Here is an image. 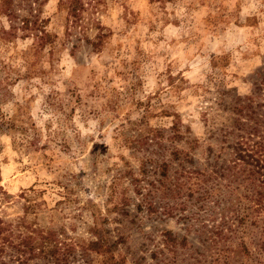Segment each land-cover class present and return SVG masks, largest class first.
<instances>
[{
  "label": "rangeland",
  "instance_id": "obj_1",
  "mask_svg": "<svg viewBox=\"0 0 264 264\" xmlns=\"http://www.w3.org/2000/svg\"><path fill=\"white\" fill-rule=\"evenodd\" d=\"M65 1L13 0L15 18L0 9V218L18 234L27 214L68 242L96 240L97 219L110 250L92 264H260L258 157L219 154L225 109L264 62V0H82L78 27ZM176 114L202 145L193 162L133 148L148 128L168 137ZM183 166L212 174V201L159 190L146 197L175 214L148 212L133 177L148 194ZM0 249L20 264L8 241Z\"/></svg>",
  "mask_w": 264,
  "mask_h": 264
},
{
  "label": "trees",
  "instance_id": "obj_2",
  "mask_svg": "<svg viewBox=\"0 0 264 264\" xmlns=\"http://www.w3.org/2000/svg\"><path fill=\"white\" fill-rule=\"evenodd\" d=\"M2 1L3 5L0 7L1 12L6 16L15 18V13L10 12L13 0ZM62 5L65 6L68 11V19L72 21V26L78 27L79 21L82 19L81 12L84 8L82 0H67L61 3V6ZM22 23L21 28L30 29L35 24V21L33 22L25 18L22 20ZM251 79V92L245 96H234L230 106L225 109L230 115V124L225 134H222L220 142L225 140L224 142L227 143V147H222L219 157H222V153L224 154L228 149H232V157H258V165L256 166L257 171L250 170L249 176H255V180L260 181V177L264 176V174H261V170L264 169V62L263 65L254 72ZM187 133H189V129L183 132L181 116L176 114L172 132L168 137H165L159 129L148 128L146 133L142 135V138L135 141L132 146L139 152L148 153L150 157H166L167 152H169L171 157H175L181 164L185 162L190 163L194 161L196 151L202 145L197 140L189 141L186 136ZM231 139L233 141H230ZM183 141L187 142L189 145L188 150L178 148V144ZM239 151L241 153H239ZM205 152H207V150H204L203 155ZM207 157H210L209 154H207ZM261 162L262 165H260ZM165 167L167 168L168 166ZM181 169H183V172L177 169V176L175 177L166 172L162 177L157 179L159 183L158 187L155 183H152L156 189L155 191L149 190L148 194H143L142 188L144 187L141 186L142 180L133 177L132 184L136 186V194H141L145 197L143 199V204H146L145 206H147L148 212H159L160 209H163V215L172 216L175 214L172 210L174 207L172 208L166 204H158L151 200L155 198L154 194L157 195L159 190L161 192L175 190L181 193L188 191L190 192V196H194L197 192L199 196L196 201L206 202L211 200V193L205 185L207 181H209V176L212 174L197 168L189 169L185 166ZM257 174H259L258 178ZM260 182L259 186L261 187L264 185V182ZM170 188L174 189L170 190ZM151 194L154 195L153 198L150 199L146 197V195ZM255 194L257 205L259 208H263L264 191H257ZM16 232H18V234H15L11 225H8L0 218V239H2V241H8L9 244L13 245L15 255L12 258H16L20 264H38L39 262H44V264H80V259H84L85 261L83 263L85 264H92L93 260L90 259L92 253L102 252L100 251L101 249L104 250V253L110 250L108 247V236L105 230L101 229L99 226L97 219L92 228V233L96 237V240H90L88 242H68L65 238H61V236H67L65 232L63 233L54 229L46 231L37 225L34 226V224L28 221L27 214L20 219L16 227ZM167 236L174 244L177 242L171 232H169ZM257 248L259 251L258 254L264 257V238L260 241ZM1 250L2 249H0V253L2 252ZM244 250L249 257H252L250 249L245 245ZM106 261L107 264H124V260L118 261L114 257H109ZM0 264H8L3 260L1 255ZM260 264H264V260L260 261Z\"/></svg>",
  "mask_w": 264,
  "mask_h": 264
}]
</instances>
